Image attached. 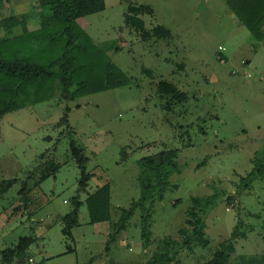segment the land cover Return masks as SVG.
<instances>
[{"label": "rangeland", "instance_id": "1", "mask_svg": "<svg viewBox=\"0 0 264 264\" xmlns=\"http://www.w3.org/2000/svg\"><path fill=\"white\" fill-rule=\"evenodd\" d=\"M96 1L105 9L78 24L132 85L73 102L57 95L0 119V183L20 182L0 199V264L135 263L138 257L145 263L159 241L177 239L192 198L217 192L237 197L231 204L219 199L207 214L210 246L195 248L193 260L211 259L238 223L246 238L236 242L231 263L248 264L251 256L264 255V179L250 190L241 182L253 160L264 155V41L242 26L223 0ZM46 5L50 0H0V19L26 17L29 29L36 30ZM132 5L151 7L154 16L141 17L146 29L162 26L171 38L141 41L125 24ZM160 81L175 84L188 102L166 107L170 102L159 95ZM67 108L70 133L62 125ZM71 141L83 149L81 158L93 175L85 192ZM165 150L179 151L181 173L171 178L178 188L170 187L153 206L154 243L145 251L142 211L129 225L119 217L141 197V161ZM50 161L59 171L41 183V197L48 201L29 219L20 207L21 182L32 188L37 178L28 180L29 173ZM106 182L112 223L93 225L85 200ZM77 199L84 202L79 226L67 238L57 218L71 214ZM117 231L118 241L109 246V233ZM22 238L34 242L12 263L3 261V253ZM189 257L186 264H192Z\"/></svg>", "mask_w": 264, "mask_h": 264}, {"label": "trees", "instance_id": "2", "mask_svg": "<svg viewBox=\"0 0 264 264\" xmlns=\"http://www.w3.org/2000/svg\"><path fill=\"white\" fill-rule=\"evenodd\" d=\"M223 1L242 26L256 39L264 41V0ZM104 9V5L98 4L96 0H50V5L41 7L40 28L36 30L29 29L26 17L15 15L0 19V119L9 113L50 101L57 95L61 102H73L87 95L132 85V80L78 24V20L83 16L96 14ZM146 14L154 16L153 9L149 6H130L125 15L126 26L143 42L170 39L171 33L162 26H157L152 31L146 29L141 18ZM158 92L162 98L169 100L170 105H166L168 108L185 104L189 99L186 93L169 81H160ZM69 112L70 108H67L62 125H69ZM68 130L70 133L69 126ZM70 147L72 156L81 169L80 188L85 192L93 175L87 173L84 160L81 158L83 149L75 141H71ZM178 155L179 151L165 150L141 161L143 169L139 179L141 197L133 202L129 209L122 210L119 217L129 225L135 212L142 211L140 229L145 251L154 243L151 232L154 204L164 201L170 187L178 188L171 183V178L181 173ZM207 162L208 159L203 164ZM253 164L252 172L241 180L242 186L247 190L252 188L255 180L264 179V155L255 158ZM58 171L59 167L50 161L29 173L28 180L37 178L32 188L27 181L21 182L20 207L24 209L29 219L48 201L41 197V183L50 177L55 178ZM17 183L20 182L10 180L0 183V199ZM36 194L39 198H36ZM236 197L217 192L209 197L192 198L191 207L186 213L187 219L184 227L179 230L177 239L166 238L159 241L147 261L138 264H186L183 260L186 255L191 257L192 264H232L236 242L246 238L242 223L236 225L231 237L220 244L211 259L204 261L201 258L200 262H196L193 256L195 248L207 249L210 246L206 234L207 214L216 207L219 199L226 198L231 204ZM111 200V185L108 182L89 194L85 204L91 224L112 223ZM83 204L84 202L77 199L71 214L57 218V222L64 225L65 237L73 238L72 232L79 226L80 209ZM119 236L120 231L109 234V246L117 242ZM33 242L32 238L20 239L16 246L3 253V261L12 263L15 258H20ZM241 263L245 264V260ZM110 264L122 263L111 261ZM248 264H264V255L251 256Z\"/></svg>", "mask_w": 264, "mask_h": 264}, {"label": "crops", "instance_id": "3", "mask_svg": "<svg viewBox=\"0 0 264 264\" xmlns=\"http://www.w3.org/2000/svg\"><path fill=\"white\" fill-rule=\"evenodd\" d=\"M40 15H41V14H40ZM26 19H27V18H26ZM39 19H40V16H39ZM27 21H28V20H27ZM28 24H29V23H28ZM109 224H110V223H109ZM97 225H99V224H97ZM101 225H102V224H101ZM109 234H110V233H109ZM119 245H120V247H121L122 244L120 243ZM130 251H131V249H130ZM120 258H123V256L120 257ZM122 260H123V259H122ZM136 260H137V261H136L135 263H124V262H123L122 264H138V263H141V262H142V261H141V257H140V258L138 257ZM146 261H147V260H146ZM146 261H145V262H146ZM142 263H144V262H142Z\"/></svg>", "mask_w": 264, "mask_h": 264}]
</instances>
